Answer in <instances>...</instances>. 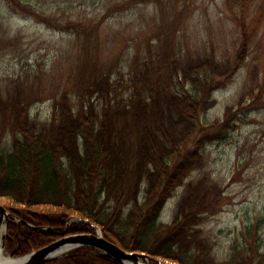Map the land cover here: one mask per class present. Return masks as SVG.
I'll return each mask as SVG.
<instances>
[{"label":"trees","instance_id":"trees-1","mask_svg":"<svg viewBox=\"0 0 264 264\" xmlns=\"http://www.w3.org/2000/svg\"><path fill=\"white\" fill-rule=\"evenodd\" d=\"M4 2L14 13L68 31L75 50L66 84L49 76L58 51L49 65L39 63L32 72L0 80V142L2 134L12 137V147L0 151V204L33 225L63 228L70 216L86 219L120 247L150 254L153 264H215L197 235L202 215L214 211L222 198L217 181L201 174L187 182L171 222L157 218L190 170L203 164L206 142L227 137L234 125L229 106L221 120L203 121L202 115L214 102L213 91L227 85L245 63L264 23V0H223L237 36L221 54L214 49L184 54L175 45L195 0L113 1L101 17L86 23L31 0ZM139 3L155 12L154 41L146 36L142 47H134L121 88L112 75L116 57L101 65L94 34L108 26L106 17ZM22 42L3 30L0 52L23 51ZM263 96L264 75L255 92L256 99ZM44 100H50L49 114L37 120L31 107ZM91 224L74 221L70 231H93ZM8 232L12 255L57 238L23 222H10ZM258 247L256 242L242 264H252ZM62 259L64 264H120L89 248Z\"/></svg>","mask_w":264,"mask_h":264},{"label":"rangeland","instance_id":"rangeland-1","mask_svg":"<svg viewBox=\"0 0 264 264\" xmlns=\"http://www.w3.org/2000/svg\"><path fill=\"white\" fill-rule=\"evenodd\" d=\"M31 1L51 11L55 8L60 15L81 18L86 23L90 19L101 17L106 5L118 0ZM195 1V9L188 24L177 34L176 47H180L184 54H195L211 49L218 54L225 53V49L237 33L230 18L225 14L223 0ZM154 13L150 4L139 3L128 10L106 17L108 26L94 34L98 40L97 50L101 65L109 63L116 57L115 71L112 75L119 78L120 84L123 83L121 88L126 86L124 82L128 76L134 47L136 45L142 47L146 36L153 35L150 40L155 36V21H151ZM3 30L22 37L23 42L19 49L24 50H18L14 54L10 51L0 52V80L8 74L32 72L39 63L49 65L53 52L58 51L57 55L62 58L57 56L58 63L54 67V73H49V76L54 79L55 75L56 80L62 84L69 82L71 76L68 66L74 62L75 50L69 43L72 34L68 31L55 30L32 17L14 13L4 0H0V33ZM143 36L144 40L139 42ZM151 45L153 49L155 44L151 42ZM249 50L245 63L237 70L233 79L224 87L213 91L214 102L202 115L203 121L221 120L226 107L229 106L234 111L233 127L227 137L206 142L203 164L199 169L197 167L191 169L183 184L173 190V194L164 202L158 217V221L171 222L177 212L178 201L185 196L184 184L187 182L197 179L201 174L217 181L222 187V198L215 205L214 211L202 215L199 225L201 230H196L200 233L197 235L200 242L207 244V253L215 264H242L241 258L245 253H251L249 251L251 248L252 251L256 250V242L259 243L257 248L259 254H255L252 264H264V96L260 99L255 97L256 88L264 75V23L260 32L252 38ZM59 73L60 77L56 76ZM52 82V78H48L46 83L50 86ZM49 111L50 100L36 102L31 107V114L37 120H44ZM2 135L0 151L12 147L10 133ZM9 212L22 219L14 221V218H10L9 222L11 220L14 223L23 222L31 228L44 226L33 225L17 213ZM74 221H71L69 226ZM94 230L93 228V231L76 233ZM89 249L97 254L92 248ZM46 264H64V261L59 259Z\"/></svg>","mask_w":264,"mask_h":264},{"label":"water","instance_id":"water-1","mask_svg":"<svg viewBox=\"0 0 264 264\" xmlns=\"http://www.w3.org/2000/svg\"><path fill=\"white\" fill-rule=\"evenodd\" d=\"M10 218H14V221H22L21 218L9 212L0 204V264H44L66 257L72 254L75 249L81 247L92 248L97 254L109 256L121 264H153L151 256L146 252L128 251L121 248L105 238L96 225H93L94 232H70L69 224L71 221L76 220L90 224L89 221L75 216H70L66 219V226L63 229L47 226H32L25 221L33 228L48 229L60 235V237L22 256H11L6 249L7 226ZM3 252L8 254V258L5 260L1 257Z\"/></svg>","mask_w":264,"mask_h":264},{"label":"flooded vegetation","instance_id":"flooded-vegetation-1","mask_svg":"<svg viewBox=\"0 0 264 264\" xmlns=\"http://www.w3.org/2000/svg\"><path fill=\"white\" fill-rule=\"evenodd\" d=\"M11 222H13V220H11ZM10 223V222H9ZM9 225V224H8ZM60 236L58 235L57 236V238H59ZM56 238V239H57ZM9 239H11V235L9 234V232H8V235L6 236V246H7V248L9 249V247H8V241H9ZM10 250V249H9Z\"/></svg>","mask_w":264,"mask_h":264},{"label":"bare ground","instance_id":"bare-ground-1","mask_svg":"<svg viewBox=\"0 0 264 264\" xmlns=\"http://www.w3.org/2000/svg\"><path fill=\"white\" fill-rule=\"evenodd\" d=\"M103 234V233H102ZM2 259L5 260L6 258H8V254L3 252L1 255Z\"/></svg>","mask_w":264,"mask_h":264}]
</instances>
